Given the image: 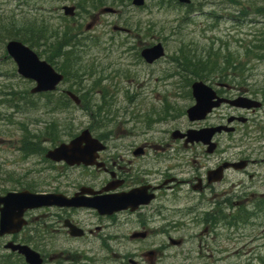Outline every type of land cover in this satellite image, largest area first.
Listing matches in <instances>:
<instances>
[{"label": "flooded vegetation", "instance_id": "af4514ba", "mask_svg": "<svg viewBox=\"0 0 264 264\" xmlns=\"http://www.w3.org/2000/svg\"><path fill=\"white\" fill-rule=\"evenodd\" d=\"M10 1L23 14L20 18H29L36 11H42L50 17L49 8H35L45 6L49 0ZM72 1L74 3L62 4L60 8L69 5L74 7L75 14H79L77 5L86 1ZM64 2L65 0L61 3ZM91 16L98 18L97 15H88L89 18ZM21 27V41L29 46V39L23 38L31 37L33 30L30 29V24L25 23ZM188 83L191 84L180 79L175 87H179L180 91V87ZM211 88L216 98H212L210 102H216L217 99L222 102L213 106L202 120L190 122L186 118V109L194 104L189 89V94H175L177 98H188L187 106L182 109L171 105V115L165 119L157 115L148 123L145 115L132 113L127 120V132L126 129L113 132V128L96 123L91 129V136L102 149L97 152L91 166H69L62 162H45L37 166L32 160L30 162L36 167L33 169L36 172H27L23 175L25 179L7 178L13 183L7 190L0 183V196L26 190L39 195H59L66 198L83 192L86 199H109L111 201L108 202L111 203L122 198L140 199L103 214L98 213L97 209L84 207L27 210L22 216L25 223L17 232L0 235V264L10 260L24 264L17 253L4 249L6 245L30 247L41 256L43 264H93L100 259H111L116 264H129L131 252L126 249L127 243H136L138 239L132 240V233L127 235L126 230L139 229L150 237L148 231L153 222L158 224L160 221L161 225L165 223V229L171 230L174 237V233L180 229L176 225L179 224L178 221L174 219V210L182 213V217L189 218L196 229L199 227L202 231L200 234L193 232L194 240H198L199 258L204 257L203 251H207L206 242L215 241L217 229L222 227L223 230L227 229V234L236 235L240 226L233 222L241 218L243 208L251 209L258 198H264V191L256 192L259 176L255 168L264 164V157L254 159L258 158L255 150L252 147L243 150L242 143L237 141L248 133L258 136L255 143L263 140L264 96L262 91L250 93L248 88L237 91V87L233 88L227 83H215ZM240 97L257 102L258 106L240 108L229 105V102ZM99 99L95 111L104 104L103 96H99ZM126 102H131L129 109L133 112L134 96L128 95ZM161 102L164 104V100ZM100 113L99 111L97 116ZM188 129L220 131L215 132L210 143L205 144L186 142L185 137H173L175 131L184 134ZM32 137L30 130V134L28 131L21 132L19 139L33 143ZM231 138L233 140L228 141ZM229 165L232 167L228 168ZM217 169H220L218 179L213 181L209 174ZM2 182L7 183L6 180ZM260 182L264 184L263 180ZM122 204L123 200L118 206ZM68 226L76 228L80 233L71 234ZM160 239L161 236L155 240L156 244ZM177 240L181 245L182 239ZM187 240L185 236V241ZM53 247L59 249V258L57 254H49ZM84 251L90 252L89 256ZM96 253H99V259L94 256Z\"/></svg>", "mask_w": 264, "mask_h": 264}, {"label": "rangeland", "instance_id": "374dc122", "mask_svg": "<svg viewBox=\"0 0 264 264\" xmlns=\"http://www.w3.org/2000/svg\"><path fill=\"white\" fill-rule=\"evenodd\" d=\"M62 1L64 0H50L45 6L41 5L53 11L54 16L49 18L48 24L55 25L58 23L57 8L59 10L62 4L74 3L72 0H65L64 3H61ZM155 1L156 0H146L145 7L141 9L126 6L125 9L120 10L119 7L117 9L120 17L117 15L111 17L106 14L102 16V18L94 19L92 16L90 18L86 16L85 18H78L79 27L78 23L74 24L78 30H82V33H77L80 37L82 34L94 36L100 35V33L105 30L109 32L110 28L107 27L109 23L113 22V24H118L123 18H126L131 25V28H128L132 31V34L136 32V35L138 34V36H141L140 38H143L142 34L144 32V36H150L147 40H150L152 43L160 42L164 46L165 58L158 61L154 66L135 64L133 62L134 58L131 55L123 53L124 51L122 49L118 51L110 49L101 52V47L99 46L98 48L93 47L96 49H91L89 53L86 52L83 54L84 60L92 61L91 66L95 64V70L104 68L107 72L114 70L117 73L116 78L111 80V82H104L103 86L96 85L98 91L102 88V90L112 92L109 94L111 103L110 111L113 113V118H116V124H113L114 121L111 118L106 125L102 124L101 126L110 129L113 128V132H115V130L121 131L125 129V132H127L129 128L127 120L131 114L144 115L145 111L157 108L160 105L158 101L160 99H164L168 106L174 104V107L182 109L187 106L188 98H177L175 96L177 91L175 85L178 84L177 78L172 77L173 79L169 82L163 81L170 72L174 71L172 61H175L176 58H179L187 52L200 54L202 51L208 50L210 54L208 57L210 68L214 67L220 61L221 54L228 55V58L232 55L230 58H232L233 62L237 60L234 63H244L247 61L246 64H249L247 66L242 65L241 67H236L235 71L229 72L228 77H226L225 71L221 72V77L219 76V79L214 82L230 84L231 81L229 79H234L236 80L235 82H238L242 86L245 84L252 86L264 84V61L260 62L257 59L251 60L250 57L254 53L246 49V47L250 49L258 48V36L262 35L264 37V14L261 13L264 0H238L240 4H235V6L232 7L221 4L215 5L213 8L210 6L214 2L205 5V3L197 4L196 2L198 0H192L191 5L198 9L197 11H193V13H190L192 12L191 10L188 11L189 13H186L184 11L186 8H181V10L167 8L159 11L161 8L157 6L158 10L154 8ZM215 2H220V0ZM251 2L252 4H250ZM0 4V12H4V15H19L13 3L8 0H0ZM245 6H247L245 9L246 13L241 14ZM98 10H96L97 14ZM93 13L95 14L94 11ZM39 15L43 14L37 13L29 15L31 18L30 21H40L42 17ZM32 16H34L35 19H33ZM96 20L98 22L97 25L84 29L86 25L91 22L94 24ZM90 30L91 32H89ZM104 37L108 38L106 34L101 36L100 40L102 45L107 47L113 46L107 44ZM116 37L118 40L122 39L119 36ZM130 42L131 41L128 40L127 45H130ZM220 47H223L224 50L228 49L231 54L223 49L219 50ZM222 62L224 63V59ZM233 73L235 74L234 76ZM246 73L249 74L248 77H245ZM213 76L214 75H212V77ZM243 77H245V83H243ZM84 83L88 86L90 81H85ZM4 85L8 86L10 84L4 83L2 84V88ZM10 86L16 89L21 88L16 85V83ZM128 95L134 96V109L136 112L135 110L132 112L129 109V104L131 102H126ZM98 99V95L94 93L91 97V103H95ZM8 110L9 108L0 106V183L3 185L2 188L4 190L12 186V183H10L8 179H23V175L27 174V172L30 171V174H32V172L37 171L33 170L36 169V167H33L30 161H22L18 151H16L18 143L15 137L21 134L19 126H25V124L29 126L27 131L30 134V130L33 127L36 128V123L41 120L49 119V117L40 116L35 110L32 116L24 117L12 114ZM4 115L10 116L3 119ZM73 118H75L77 122H81L80 126H76L78 130L80 128H85L88 124L87 118L84 117L80 111H75V113H73ZM54 119L57 120L58 118L54 117ZM257 138V135L248 133L237 141L242 143L243 150L252 147L251 149H254L258 156V158L254 159H261L264 157V136H262V141L255 143ZM231 140H233V138L228 141L231 142ZM228 141H226V143L230 145ZM47 147H49V145ZM255 168L259 176V182L257 183L258 189L256 192H261L264 191V184L260 182L261 180L264 181V164L261 163ZM2 180H6L7 183L2 182ZM187 206H190V204L187 203ZM177 220L179 224L176 225L180 226V229L174 233V237L171 231L166 234L164 233V227H162L163 225H161L159 221L158 224L153 222L152 227L149 229L150 237L145 239L144 242H128L126 249L131 252L130 258L138 261L139 264H150L142 255L146 251L152 250L155 255L151 264H264V216H260L251 224H247L246 227L236 230V239L241 237L240 241H230L226 238L227 232L217 229L215 231V241L207 242V246L211 250L215 249L218 252L215 253L216 255L213 257V255L209 256L207 254V252L209 254L212 253L208 251L209 249H206L207 252H202L204 256L202 258L198 257L200 251L198 249V240H194L193 236V232L194 234H200L202 231L199 227L196 229L192 221L187 217L181 219L177 218ZM158 229L160 230L156 232ZM134 231L142 230L130 228L126 230V234H131ZM156 233H161V235H156ZM167 234L175 240L182 239V244L176 248L169 247L166 243ZM158 236H161V239L156 244L155 240L160 238ZM185 236H187V242L185 241ZM84 252L89 256L90 252ZM51 253L57 254V258L60 257L58 248H51L49 254ZM94 256L99 259V253H96ZM124 260H126V258ZM93 264L101 263L97 262Z\"/></svg>", "mask_w": 264, "mask_h": 264}, {"label": "water", "instance_id": "95a60500", "mask_svg": "<svg viewBox=\"0 0 264 264\" xmlns=\"http://www.w3.org/2000/svg\"><path fill=\"white\" fill-rule=\"evenodd\" d=\"M180 3H188L189 0H177ZM143 0H132L134 6L142 5ZM65 14L72 15V8H64ZM109 12V10H104ZM7 53L16 61L18 64V72L25 78L36 81V87L32 90L35 93L51 91L55 88L61 77L55 74L52 69L45 64L40 62L37 57L18 42H9L6 45ZM163 54L160 45L153 46L149 49H144L141 52V56L146 60L147 63H151L155 59H158ZM213 93L211 90L203 85L201 82H195L192 85V96L195 100V105L187 110V114L190 120L202 119L204 114L209 111L212 106L210 98ZM210 97V98H209ZM71 98L78 103V100L71 95ZM239 101H235L234 104L240 106ZM245 104L240 107H244ZM245 107H248L245 106ZM219 129L213 130H202V131H189L187 136V142L200 141L202 143H209V139L214 132ZM176 134H174L175 137ZM82 143H85V147H82ZM96 148L93 146V140L89 139L87 132H83L77 139L72 141L69 145H60L52 151H48L46 157L52 161L64 160L68 164H88V161H92L91 153H94ZM221 169V168H220ZM220 169L213 171L209 174L213 181L218 179ZM83 193V192H82ZM81 193V194H82ZM128 202H138V198H126ZM109 199H99V201H87L82 198L81 195L75 194L71 199H66L61 196H39L33 195L28 192L21 193H8L3 198H0V235L16 232L20 229L23 221L21 216L24 210L48 207V206H67V207H92L96 208L98 213L103 214L112 209H117L120 203L119 199L114 201ZM126 203L119 207L124 206ZM72 234H79L77 231L72 229ZM6 248L12 251H18L21 254L25 262L28 264H41V259L38 254L31 251L25 246H12L6 245Z\"/></svg>", "mask_w": 264, "mask_h": 264}, {"label": "trees", "instance_id": "16d2710c", "mask_svg": "<svg viewBox=\"0 0 264 264\" xmlns=\"http://www.w3.org/2000/svg\"><path fill=\"white\" fill-rule=\"evenodd\" d=\"M161 2H164L166 4H169L171 2V4H173V2L171 0H161ZM117 3L119 4H123L122 6H125V5H128L129 3V0H119V2H112V4H116L117 6ZM224 3H228V5L230 4H240V1L238 0H226V2ZM252 4V2L250 3ZM251 6V5H250ZM249 6V7H250ZM161 7H164V4L161 3ZM243 11L241 12V14H245V9L247 8V6L243 7ZM251 8V7H250ZM262 9V8H261ZM261 13H263L261 11ZM13 17H8L7 20H5L6 22V25H3L2 26V29H3V32H6L5 35L3 37H8L10 35L9 32H12V38H20L22 39V36L19 34L22 27L21 26H18L16 27V24L15 22H13V20L11 19ZM1 23L4 24V21H2ZM69 28L68 26L65 27V30L61 32V35H62V39L66 40V39H70L71 35H72V31L70 29H67ZM34 31L35 32H45L46 29L45 28H42V27H38L36 24H34ZM56 31H54L53 34H55ZM38 36H42V34H39ZM44 36H46L44 34ZM2 42V41H1ZM35 44H36V41H35ZM38 45V44H37ZM36 45V47H37ZM60 45H57L56 47H59ZM246 49L250 52H252V49H250L249 47H246ZM182 58L179 59L180 61L181 60H184L182 62H180L179 60H176L177 62H180L178 65H177V68L178 70L180 71V73L183 75V77H186L187 79H193L195 77H200V76H204V73H202L203 71V68H202V62L199 59H196V58H189V56L187 55H181ZM226 59H228L227 56H225ZM197 67H200V70L197 69ZM205 77V76H204ZM54 94H43V98H42V101H37V100H34L32 103L34 106H44L47 104V103H59V101H53V100H48V97H51L53 96ZM38 98V97H37ZM85 103L84 105H82V108L83 109H86L85 113L88 114V115H92L93 113V109L92 107ZM52 109H56L54 107L51 108ZM57 109H61V108H57ZM39 109H37L38 111ZM90 120L92 118H89ZM39 129L37 130V133H38V137L37 139L35 140V143H34V146L32 148V152L34 154H38V155H42V153L45 152V147H42L40 144H39V138H42L44 136H48V139L47 141L50 143L51 146L55 145L56 143L62 141V136H61V133L60 131L58 130H61L62 128L64 129L63 133L64 135H69L70 133V123H57L55 121H49V122H42L40 124V126L38 127ZM27 142H23L22 143V149L25 150L27 147Z\"/></svg>", "mask_w": 264, "mask_h": 264}]
</instances>
